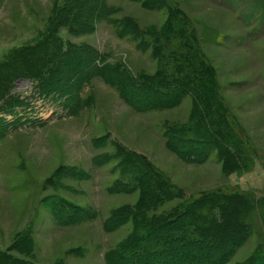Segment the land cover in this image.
Here are the masks:
<instances>
[{
    "label": "rangeland",
    "instance_id": "374dc122",
    "mask_svg": "<svg viewBox=\"0 0 264 264\" xmlns=\"http://www.w3.org/2000/svg\"><path fill=\"white\" fill-rule=\"evenodd\" d=\"M157 4L0 0V264H108L134 228L112 219L148 192V215L227 194L225 209L248 227L228 263L264 264V0ZM80 58L90 75L68 71ZM102 68L188 91L145 107L154 98L144 90L137 107ZM54 72L71 95L43 89ZM198 98L222 127L230 118L228 136L206 142ZM174 134L213 146L168 144Z\"/></svg>",
    "mask_w": 264,
    "mask_h": 264
},
{
    "label": "trees",
    "instance_id": "16d2710c",
    "mask_svg": "<svg viewBox=\"0 0 264 264\" xmlns=\"http://www.w3.org/2000/svg\"><path fill=\"white\" fill-rule=\"evenodd\" d=\"M144 1L149 2L151 5H158L157 3L160 2V0ZM73 53H76L75 56L79 54L77 48L70 54L73 56ZM75 56L73 57L76 58ZM66 65L69 68L68 71L75 76H79L81 73L83 76L90 75L94 67L91 63L83 62L81 58L77 62L70 59ZM98 74L116 86L118 85L122 95L128 102L137 107L142 106L138 102L143 95L139 93H144V90L154 98L149 102L146 97H143L142 100L145 99L146 102L150 103V105H144L145 107H169L180 102L188 91V87L183 81L179 82L180 85L176 83L179 88L175 90L172 89V81L147 78L148 80L142 79L136 82L131 77L124 76L123 72L116 68H102L99 69ZM210 78L214 86H217L218 81L215 73H211ZM67 80H63L60 73L54 72L49 80L41 79V84L43 83L45 91L58 90L59 93L71 95L73 91L69 85H60V83H67ZM197 104L203 110L204 121L212 126L201 131V135L209 137L206 142L213 139L215 134L213 132H217L218 136H228L227 129L231 124L230 118H227L228 124L226 127H222L217 123L219 122L218 115L215 117L211 114V107L207 102H204V99L200 100L198 98ZM218 110L215 107V111ZM201 141V139L174 134L168 140V144L179 143L180 146H185V144L192 142L194 145L202 143V148H205L203 144L213 146ZM190 151H187L186 155H189L192 159H198L196 154ZM143 192L145 196V190ZM147 194L146 200L138 202V210L130 211L127 207L121 211L122 214L118 215V218L114 217L112 219L118 222L119 220L126 221L127 218H131L134 228L120 246L108 252V264H229L228 259H230L235 245L245 236L248 227L239 215L231 217L228 209H225V201L229 197L227 194L204 196L190 201L181 211L159 215H148L146 214L147 207L143 209L147 200L152 201L155 199L154 197H157L151 192ZM237 196L244 197L245 195L237 191ZM64 206L60 207L59 216L63 214L65 218H68L72 214ZM216 207H220L228 220L218 218L214 214L213 209ZM256 258L247 260L243 264H253ZM254 264H257V262Z\"/></svg>",
    "mask_w": 264,
    "mask_h": 264
}]
</instances>
